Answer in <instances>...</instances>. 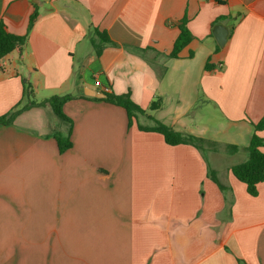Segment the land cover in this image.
Wrapping results in <instances>:
<instances>
[{"label":"crops","instance_id":"crops-1","mask_svg":"<svg viewBox=\"0 0 264 264\" xmlns=\"http://www.w3.org/2000/svg\"><path fill=\"white\" fill-rule=\"evenodd\" d=\"M184 19L194 39L174 59ZM1 21L28 41L22 57L0 58V117L28 83L37 102L71 95L72 124L46 104L0 126V264H264V181L253 197L231 171L255 133L264 139L253 125L264 119V0H0ZM97 80L146 114L130 124L88 96L105 94ZM197 97L225 140L191 120ZM156 121L218 147L139 128ZM56 133L72 148L60 153Z\"/></svg>","mask_w":264,"mask_h":264},{"label":"trees","instance_id":"trees-1","mask_svg":"<svg viewBox=\"0 0 264 264\" xmlns=\"http://www.w3.org/2000/svg\"><path fill=\"white\" fill-rule=\"evenodd\" d=\"M39 16L38 10L36 9L30 18L29 30H31ZM180 34L175 42L174 49L170 55L171 58H179L180 53L192 42L194 36L188 28V21L184 19L180 25ZM106 43L110 42V38L106 33L96 31ZM28 41V36L16 35L10 33L3 21L0 22V58H4L13 52H17L21 57L24 55L25 47ZM96 52L99 54L102 47L97 48L94 45ZM207 69L211 67L206 66ZM106 98L103 99L113 105L120 106L126 110L129 117L130 124L134 119H137L138 114H146V111L140 106L134 103L129 94L125 95H114L110 91L105 92ZM72 98L71 95L66 96H53L45 101L37 102L34 100V91L32 85L26 83L24 87V94L22 100L7 114L0 117V126H7L13 124L14 120L22 114L24 111L44 106L49 104L55 115L63 122L72 124L71 119L64 113L63 107L65 103ZM95 100H101L93 98ZM161 108L160 99L153 102L150 106L151 111H155ZM255 131L264 130V119L258 124H253ZM142 131L156 132L161 134L166 143L171 146L180 144L192 145L200 150L208 148H215L216 143L211 140L203 139L193 135L184 136L174 129L156 121L155 127L147 128L139 126ZM55 139L58 142L60 153H64L72 148V142L69 136H64L61 133H56ZM228 149L236 150L235 146H228ZM248 159L238 165L232 167L231 171L236 179L244 183L247 187V192L253 197L258 195V185L264 181V139L255 133L250 144L247 147ZM213 180L218 183L215 176H212ZM220 185V184H219ZM220 187H222L220 185Z\"/></svg>","mask_w":264,"mask_h":264},{"label":"rangeland","instance_id":"rangeland-1","mask_svg":"<svg viewBox=\"0 0 264 264\" xmlns=\"http://www.w3.org/2000/svg\"><path fill=\"white\" fill-rule=\"evenodd\" d=\"M204 101L200 97L196 98V106L191 114V120L195 122V125L198 129L202 130L205 129L208 132L209 136L217 137L218 139L225 140L226 137L224 135V131L227 130L226 125L222 124L220 118L215 113L212 107H205V110L202 111L204 108ZM216 143V147H218V143ZM206 152L209 153L208 146L205 147ZM239 157H233L231 162H239Z\"/></svg>","mask_w":264,"mask_h":264},{"label":"water","instance_id":"water-1","mask_svg":"<svg viewBox=\"0 0 264 264\" xmlns=\"http://www.w3.org/2000/svg\"><path fill=\"white\" fill-rule=\"evenodd\" d=\"M214 36L217 40V43L220 47H224L226 42H227V36H228V32L226 30L223 29V27L218 26L216 27L215 31H214ZM87 95L88 96H92V97H98V98H105L106 95L104 93H99L93 90H87Z\"/></svg>","mask_w":264,"mask_h":264},{"label":"built area","instance_id":"built-area-1","mask_svg":"<svg viewBox=\"0 0 264 264\" xmlns=\"http://www.w3.org/2000/svg\"><path fill=\"white\" fill-rule=\"evenodd\" d=\"M207 1H211V2H214V3H217V4H225V3H227L229 0H207ZM96 85L98 86V87H100L102 90H103V92H108V91H110V88L109 87H107V86H104L100 81H96Z\"/></svg>","mask_w":264,"mask_h":264}]
</instances>
